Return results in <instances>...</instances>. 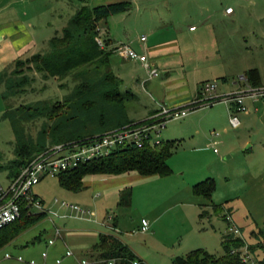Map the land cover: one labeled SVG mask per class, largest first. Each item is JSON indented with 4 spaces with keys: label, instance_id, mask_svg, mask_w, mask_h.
I'll return each instance as SVG.
<instances>
[{
    "label": "rangeland",
    "instance_id": "rangeland-1",
    "mask_svg": "<svg viewBox=\"0 0 264 264\" xmlns=\"http://www.w3.org/2000/svg\"><path fill=\"white\" fill-rule=\"evenodd\" d=\"M106 1L117 0H87V3L96 5ZM129 1L132 4L129 10L99 20V37L106 40L105 36L109 34L116 41L129 43L132 47L141 45V35H145L148 40L175 38L183 49L192 50V57L199 59L205 55L208 64L220 62L223 68L218 70L217 65H213L212 70L227 75V85H223L222 89L217 88L224 91L223 94L237 87L238 83L242 87L253 86L248 79L246 82L238 80L239 75L246 77L245 70L249 68L258 70L264 84V0ZM80 4V0L54 2L53 6L59 7L60 16H51L53 35L67 23L75 11L74 6ZM227 7L233 10L229 16L225 13ZM190 25L197 27L196 32L189 33ZM48 48V40H45L39 49L44 52ZM29 58L21 59L22 64L13 63L7 69L3 85L0 81L2 180L10 172L8 164L16 157L17 138L31 139L36 144H52L49 135L52 122L42 108L44 103L71 96L77 82L90 76H77L73 73L64 78L45 76L35 70V64ZM112 58L115 59L114 56ZM117 60L120 62V59ZM136 66L135 69L131 66L127 76H123L124 86L134 87ZM15 68L24 73L15 75L11 72ZM216 80L211 78L207 82L214 85ZM218 83L222 82L219 80ZM122 89L125 87L122 86ZM4 90L6 98L2 96ZM211 94L209 92L203 96L201 93L196 104L203 106L210 100L222 98ZM142 95L145 99L149 98L144 92ZM248 99L253 103H249ZM220 102L223 101L202 107L204 111L210 108L208 115L194 117L192 120V116L170 120L162 128L160 139L174 137L180 140L168 159L171 174L142 182L133 180L132 204L111 208L109 216H117L123 221V233L117 236L135 241L139 256L146 255L141 257L150 264L153 263L147 256L158 260V264H172L174 258L196 248L220 255L221 237L226 233L243 242L244 245L238 250L250 255L252 260L264 256V100L246 96L243 99L245 113L244 110L235 112L239 120L237 126L227 123L231 111L226 105L228 112L224 115L222 108L225 104ZM6 108H9V112L4 114ZM142 110L140 103L132 97L125 99V116L129 120V117L136 118ZM31 114L33 117H30ZM87 115L83 114L86 123L68 126L65 133H86L104 127L90 124ZM44 128H47V133ZM211 131L216 134L211 135ZM207 178L213 186L209 199L193 192V185ZM34 192L54 212L60 211L63 200L78 202L71 190L60 185L57 176L42 178L34 186ZM123 192L129 198L131 188ZM83 193L89 195L90 189ZM211 203L220 206L222 210L213 211ZM150 210H154L153 214L159 218L151 229V236H148L138 231V224L143 217L151 224L152 219L147 214ZM88 216L81 220L47 214L0 248V264H29L31 259L40 264L44 251L48 253L46 263L55 264L54 251L58 248L57 256H62L64 250L61 249L60 239L54 246L47 244L53 238L54 226L63 231V236L67 230H85L88 226L85 219ZM229 227L237 232L229 231ZM5 252L14 257L22 256L24 261L15 258L4 260Z\"/></svg>",
    "mask_w": 264,
    "mask_h": 264
},
{
    "label": "trees",
    "instance_id": "trees-1",
    "mask_svg": "<svg viewBox=\"0 0 264 264\" xmlns=\"http://www.w3.org/2000/svg\"><path fill=\"white\" fill-rule=\"evenodd\" d=\"M80 1L81 5L71 15L67 23L48 40L49 48L44 52L35 53L29 58L34 62L35 70L42 72L45 76L64 78L71 73L77 76L90 74L89 77L77 82L71 96L63 100L58 99L44 103L42 108L48 113V117H46L52 122L49 128L52 144L89 137L131 122L125 116V99L134 94L131 90L122 89V79L113 70L111 55L116 45H110L109 40L106 39V47H101L97 41L99 20L107 18L111 14L129 10L132 6L131 1L117 0L96 5L88 4L87 0ZM21 61L19 59L16 63L22 64ZM6 72L0 73L1 82L6 77ZM11 72L19 76L24 73L17 68ZM245 74L253 86L262 85L256 68L245 70ZM2 96L6 98L5 90ZM8 112L9 108H6L4 114ZM43 114L46 115L44 112ZM83 114H88L90 124L104 127L96 131L67 135L65 129L68 126L78 125L79 122L86 123L83 120ZM30 117H33L32 114ZM44 131L47 133V128H44ZM17 141L16 157L8 164L11 173H16L20 165L26 163L36 152L46 146V143L38 142L36 144L31 139L26 140L23 137L17 138ZM175 145L172 140H162L154 146L148 143L142 147L131 144L124 145L107 156L89 160L81 163L75 169L61 173L58 179L61 186L69 190H79L83 185V177L88 173L120 174L137 171L142 175L166 176L172 172L168 159ZM212 187L211 180L207 178L196 182L193 185V192L209 199ZM130 202L131 192L129 198L122 192L119 203L129 205ZM211 205L213 211L222 210L216 204L211 203ZM228 213L230 214V210ZM45 216V214L24 216L1 228L0 248ZM220 245L222 248L220 255L210 254L205 249L196 248L184 256H177L172 260V264H245L239 258L238 248L244 244L238 237L235 238L228 233L224 234L221 237ZM82 256L137 258L128 245L112 234H101L98 241ZM255 262L264 264V256L255 259Z\"/></svg>",
    "mask_w": 264,
    "mask_h": 264
},
{
    "label": "crops",
    "instance_id": "crops-1",
    "mask_svg": "<svg viewBox=\"0 0 264 264\" xmlns=\"http://www.w3.org/2000/svg\"><path fill=\"white\" fill-rule=\"evenodd\" d=\"M56 1L58 0H0V73L7 71V69H9V67L17 60L41 52L39 49L40 46L45 43V40H49L53 36L54 27L52 26L51 16L53 17L56 14L60 16L59 7L55 8L53 6ZM80 5L74 6L75 11ZM75 11L73 13H75ZM232 13L233 10L226 13V15L229 16ZM191 26L193 25L189 26V33L196 32L197 27L195 26V28L191 29ZM108 35H106L105 38L109 40L110 45L115 46L118 43H122ZM139 41L141 45H134L133 48L140 53L147 54L149 61L159 70L157 76L150 77L143 62L139 59L125 58L115 52H113L111 56L113 68H115V70H113L122 79V86L125 87V90H131L133 92L134 95L131 96L132 99L138 101L143 109L141 113L136 115V118L129 117L131 118V121L146 118L149 114L158 109L160 103L177 107L190 105L201 94L204 82L211 78L217 79L214 82V88L210 91L212 93L211 95L215 97L223 95L224 91H219L217 88L222 89L223 85H227V75L223 72L219 73V71L215 72L212 70L213 65H217L218 70L223 68L219 61L215 64H208V59H206L205 55L201 56L199 59L192 57V50L183 49L175 38L169 40H148L146 37L145 41H142L140 38ZM113 56L115 59L112 58ZM117 59H120V62H118ZM136 65H138V67ZM131 66H134V69L135 66L137 68L136 75H134L135 73L133 74V79H135V85L133 88L124 86L123 78V76L125 77L126 73L130 70ZM143 76H146L147 78ZM140 78L142 79L140 80ZM219 80L222 82L221 84L218 83ZM1 83L3 85V82ZM261 84L264 85L262 81ZM142 92L146 93L149 98L145 99L142 97ZM248 102L253 103V101L249 99ZM220 104L224 105V108H222L224 115L228 112L226 107H228L230 111V106L226 102H220ZM205 106L207 105L192 108L186 115L180 118H190V116H192L190 118V120H192L194 117L197 118L208 115L210 108L204 111V108L202 107ZM228 114L230 115V113ZM229 115L227 123L230 125ZM162 140L174 141L176 144L175 148H177L180 143V140L175 139L174 137H167ZM158 176L160 175H142L137 171H129L120 174H86L83 177L82 188L71 191L74 193V198L78 200L82 206L89 208L90 211L93 210V212L89 218L85 219L88 223L85 230L66 231L63 240H61V249L65 250V246L67 245L75 251L77 256H82L83 253L90 250L92 245L98 241L101 234H112L128 245L137 258L141 259L146 264H150L145 258L141 257L146 255L141 254V256H139L140 254L137 252L135 241L117 236V234L123 233L121 230L123 221L119 220V217L117 216L109 221L108 224H111L116 228V230H114L105 224V219L107 215L109 216L110 211H112V207H128L132 204L131 200L129 205H121L119 199L121 193L128 188H131L132 198L133 188L135 186L133 180L136 179L135 182H142ZM88 189H90L89 195L83 193V191H88ZM153 211L154 210H150L149 213H147L152 219L151 224L149 223V229L147 231L138 230L148 236H151V229L159 218L158 215L156 216L153 214ZM144 218L145 217L141 218V220ZM140 227L141 221L138 224V229ZM58 251V248L54 251L55 259L59 257L57 256ZM147 258L151 263L158 264V260H152L150 256H147ZM72 262V259H66L62 264H71Z\"/></svg>",
    "mask_w": 264,
    "mask_h": 264
},
{
    "label": "built area",
    "instance_id": "built-area-1",
    "mask_svg": "<svg viewBox=\"0 0 264 264\" xmlns=\"http://www.w3.org/2000/svg\"><path fill=\"white\" fill-rule=\"evenodd\" d=\"M231 11L230 7L225 8V12ZM191 29L195 26H191ZM142 41L146 40V36L140 37ZM97 41L101 47H106L105 40L97 37ZM114 52L125 58H135L143 62L147 69L148 75L157 76L159 74L158 68L152 64L146 53H140L134 49L129 43H119L113 48ZM238 80L246 82L244 75H239ZM214 88V85L209 82H204L202 87L203 96L209 93ZM220 99L230 106L229 121L233 126L238 124V117L235 114L238 110H244L243 99L246 96L253 98H262L264 100V85L242 87L238 83L232 91L220 95ZM219 97V96H217ZM197 99L188 106L177 107L160 103L157 110L149 114L146 118L137 121H131L126 124L113 127L97 133L95 135L76 138L63 142L46 145L43 149L36 152L26 163L19 166L16 173L7 172L4 179H0V229L8 226L15 221L26 216H34L38 214H52L54 216L71 217L83 219L89 214V208H85L81 204L72 203L63 200L60 211L54 212L46 207L44 199L34 192V186L47 176H59L65 171H70L77 168L81 163H85L92 159L107 156L117 148L124 145H135L142 147L145 144L152 146L159 144L160 132L166 124L172 120L186 115L192 108L197 106ZM214 100H210L206 105H210ZM211 135H215L213 131ZM214 150H216L214 148ZM56 200H58L56 198ZM87 219V218H86ZM113 217L108 216L105 224L108 227L116 230V228L108 224ZM229 219V217H227ZM149 229V222L146 219L141 220L140 231H147ZM229 231L237 232L236 229L228 228ZM231 229V230H230ZM63 231L54 226L53 238L48 240V246H54L58 239L63 240ZM239 258L245 264H257L250 258V255L241 253L239 251ZM15 258L17 261H24L22 256L14 257L9 252L3 255L4 260ZM48 253H42V262L40 264H47L46 260ZM66 259H72L71 264H146L139 258L129 259L126 257H112V258H90L77 256L75 251L65 246L64 254L55 259V264H62ZM29 264H38L34 259H31Z\"/></svg>",
    "mask_w": 264,
    "mask_h": 264
}]
</instances>
